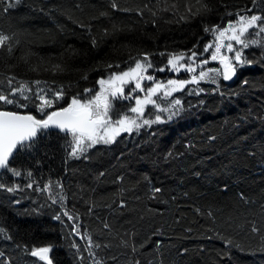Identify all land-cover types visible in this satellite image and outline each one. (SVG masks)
Listing matches in <instances>:
<instances>
[{
  "label": "trees",
  "instance_id": "trees-1",
  "mask_svg": "<svg viewBox=\"0 0 264 264\" xmlns=\"http://www.w3.org/2000/svg\"><path fill=\"white\" fill-rule=\"evenodd\" d=\"M13 3L6 12L0 3V33L11 37L0 48V92L7 94L14 78L11 86L28 85L32 92L25 95L32 99L18 100L24 108L0 109L37 119L44 118L34 95L41 88L51 89L47 96L54 103L47 112L56 111L84 97L86 88L96 92L100 79L145 54L155 68L165 67L168 53L203 52L214 40L205 27L226 26L237 13L264 15V0L255 6L252 0ZM250 31L251 38L264 40V33ZM244 55L253 63L237 65L231 84L220 76L216 84L188 85L205 90L199 95L185 89L161 98V106L179 98L183 110L171 120L161 113L165 122L122 132L80 159L68 158L59 131L48 130L32 151L15 152L11 165L25 174H0L6 187L19 185L14 192L0 189V262L45 264L30 250L49 246L52 264H264V47H250ZM204 67L222 71L218 61ZM148 72L163 77L161 82L189 78L184 70ZM60 89L64 95L56 101L53 93ZM113 105L114 117L135 115L124 100ZM154 114L148 105L147 117ZM28 170L36 184L62 185L54 192L64 196L63 204L27 188ZM64 211L78 217L79 233ZM85 232L100 245L91 249L94 257Z\"/></svg>",
  "mask_w": 264,
  "mask_h": 264
},
{
  "label": "snow or ice",
  "instance_id": "snow-or-ice-1",
  "mask_svg": "<svg viewBox=\"0 0 264 264\" xmlns=\"http://www.w3.org/2000/svg\"><path fill=\"white\" fill-rule=\"evenodd\" d=\"M18 3L19 0H16ZM253 6L256 5L257 0H252ZM0 3L5 5L4 11L15 6L13 0H0ZM201 3V0H197ZM113 8L117 6L112 5ZM206 7V5H204ZM245 11V10H241ZM247 11H251L248 9ZM228 15H233L228 13ZM235 21H229L226 26L213 25L211 28L205 27L206 33H211L214 37L204 46L203 52H196L194 49L189 50L190 55L183 52L168 53L167 65L165 67L155 68L151 62L149 55L145 54L141 59H135L134 66H129L126 70L120 72H112L107 79H100L98 84L100 90L93 92L92 89L86 88L84 90L85 96H75L67 107L56 111L47 112V109L53 107V99L47 96V92L51 89H39L35 92V99L39 101L36 105L37 111L41 113L43 119H37L33 115H21L14 111L0 109V171L11 173L13 177H21L25 173L22 170L12 167L11 160L15 152L32 151L38 146L40 137L46 133L50 128H56L63 134L66 140V147L68 150L69 159H80L89 149L95 147L97 144H111L121 132L131 133L134 130L139 131L142 126H151L153 123L165 122L161 113H167V119L171 120L173 117L179 115L183 110L181 100L173 98L169 100L167 106H161L158 100L161 98L172 96L175 91L188 90V94L199 95L205 91L202 88L195 87L188 89V85H199L201 82L216 84L217 77L222 76L224 80H230L235 76L237 65L243 67L251 65L252 60H249L244 55V50L253 46L264 47V40L253 39L251 29H256V36L264 33V15H241L236 14ZM238 26V27H237ZM11 40V37L0 33V48L6 46ZM95 43V42H94ZM226 49V53L222 52ZM9 51L11 49L9 48ZM208 54L207 58L204 57ZM164 55V53H161ZM218 61L220 68H205L204 66L209 61ZM58 67V66H57ZM109 68L113 65H108ZM119 68L120 65H115ZM200 69L199 71L197 69ZM148 69L154 71L165 72L173 71L177 74L180 70H184L189 74L187 79H168L163 83L156 79L155 76L148 72ZM86 78V77H85ZM9 80L10 91L5 94L0 92V105H14L17 108H24L27 105H22L18 102L19 99L31 101L32 97L25 95L26 92H32V88L21 83L19 87H12ZM151 82L145 85L144 81ZM35 85H39L40 81H35ZM134 83V88L125 92L124 85ZM244 83H247L245 81ZM217 91L219 86L217 85ZM142 95H136L135 93ZM92 93V95H88ZM55 100L59 101L63 98V89L57 90L53 93ZM156 97V99H154ZM117 99L134 100L135 105L128 108V112L134 113V116L128 114H121L113 116V101ZM202 103V101H201ZM152 105L155 109L154 119L147 117V106ZM26 176L29 178L27 188L34 191L47 193L48 198L53 204H63L64 196L54 192L55 187L62 188L58 182L49 181L44 185L36 184V181L31 179L33 173L28 170ZM0 189L8 192L19 190V185L13 187H6L0 183ZM159 191V189H157ZM59 196V200L56 198ZM67 216L69 221H73L72 229L74 233H79V225L74 221L78 217L72 216L67 211L63 213ZM56 220H60L59 215L55 216ZM107 227V226H106ZM4 230L0 228V233ZM257 229L254 227L253 232ZM85 239L89 240L87 251L90 256L94 257L92 248H99V244H93L90 237L85 232L83 234ZM75 246V245H74ZM51 248L49 246L34 247L30 250V255L38 257L40 261L45 264H52L48 256ZM3 254L0 253V256ZM6 264V262H0ZM95 264H101V261L95 260Z\"/></svg>",
  "mask_w": 264,
  "mask_h": 264
},
{
  "label": "rangeland",
  "instance_id": "rangeland-1",
  "mask_svg": "<svg viewBox=\"0 0 264 264\" xmlns=\"http://www.w3.org/2000/svg\"><path fill=\"white\" fill-rule=\"evenodd\" d=\"M161 81L163 80V77H160ZM167 80L163 81V83H165ZM151 82L149 81H144V84L147 85V84H150ZM99 85V84H98ZM134 83H129V84H126L124 85V88H125V92H127L128 90L134 88ZM99 88H100V85H99ZM100 90V89H99ZM97 90V91H99ZM176 92V91H175ZM174 93V92H173ZM136 95H142L141 93L137 92L135 93ZM122 99H117V101H121ZM125 103H130L132 105H135V101L134 100H124ZM122 133V132H121Z\"/></svg>",
  "mask_w": 264,
  "mask_h": 264
},
{
  "label": "water",
  "instance_id": "water-1",
  "mask_svg": "<svg viewBox=\"0 0 264 264\" xmlns=\"http://www.w3.org/2000/svg\"><path fill=\"white\" fill-rule=\"evenodd\" d=\"M234 80H235V76H233L232 79H230V80H227V81L225 80V84L229 85V84H231ZM21 115H25V114H21ZM49 131H58V129H56V128H50ZM2 172H3V171H0V174H1ZM34 258L39 259L38 257H34ZM44 263H45V262H44Z\"/></svg>",
  "mask_w": 264,
  "mask_h": 264
}]
</instances>
